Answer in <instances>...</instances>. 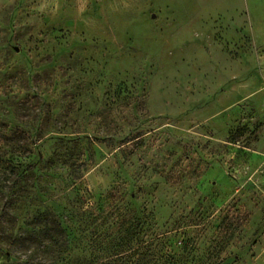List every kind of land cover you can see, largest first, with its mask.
<instances>
[{
  "label": "rangeland",
  "instance_id": "1",
  "mask_svg": "<svg viewBox=\"0 0 264 264\" xmlns=\"http://www.w3.org/2000/svg\"><path fill=\"white\" fill-rule=\"evenodd\" d=\"M0 264H264V0H0Z\"/></svg>",
  "mask_w": 264,
  "mask_h": 264
},
{
  "label": "trees",
  "instance_id": "2",
  "mask_svg": "<svg viewBox=\"0 0 264 264\" xmlns=\"http://www.w3.org/2000/svg\"><path fill=\"white\" fill-rule=\"evenodd\" d=\"M135 234V233H134ZM112 259L111 258H108V260L107 261H111Z\"/></svg>",
  "mask_w": 264,
  "mask_h": 264
}]
</instances>
